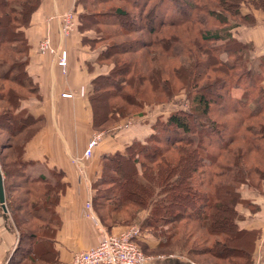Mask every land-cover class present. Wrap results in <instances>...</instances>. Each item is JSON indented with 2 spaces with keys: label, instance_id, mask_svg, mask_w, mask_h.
<instances>
[{
  "label": "trees",
  "instance_id": "16d2710c",
  "mask_svg": "<svg viewBox=\"0 0 264 264\" xmlns=\"http://www.w3.org/2000/svg\"><path fill=\"white\" fill-rule=\"evenodd\" d=\"M40 1L0 0L2 82L22 81L24 85L28 82L24 72L27 45L22 27L29 24L31 13ZM78 1L82 5L81 20L85 25L114 27L95 31V41L103 46V59L112 53H134L138 50L137 43L145 47V50H138L137 56L115 59L114 71L104 76L102 82L96 79L99 82L96 90L103 88L105 93L111 88L110 97L133 104L141 109L138 113L141 115L146 105H161L160 96L168 100L180 93L183 96L182 101H176L175 110L155 118L147 138L134 140L123 153L104 156L102 172L92 184L94 208L99 206L97 199L105 197L110 201L106 214L112 221L114 213L120 210L131 220H135L138 211L147 210L141 228L151 230L158 238L155 249L163 253L173 251L171 244L175 241L168 243L167 240L179 234L178 222L194 220L203 226L204 233L200 236L206 246L199 248L195 240L190 251L201 253L205 249L227 264H249L251 253L247 247L254 242L257 231L239 225L236 206L244 201L240 187L257 189L255 181L264 182V58H251L248 46L232 35L237 22L247 18L241 14V0H122L133 12L117 5L115 9L100 13L90 7L112 0ZM250 1L256 6L263 5L260 0ZM131 13L134 17L129 24L127 17ZM207 20L218 24L214 31L204 26ZM141 28L146 29L149 36L145 44L143 40L132 38L115 44L106 42L110 36L127 35ZM192 30L195 36L188 35ZM157 50L163 51L167 59L169 56L177 58L178 54L185 60L184 67L174 65L165 74L163 61L156 60ZM156 61L158 64L151 66ZM146 82L152 84L147 93L140 89ZM2 91L0 97L5 104L0 110V119L5 118L1 126L9 122V114L20 96L19 90L9 85ZM212 108L227 118L216 121L206 117ZM106 111L104 118L111 112L129 113L123 105L112 102ZM93 113L96 123L94 98ZM17 144L19 146L20 141ZM16 153L18 159L3 161L2 165L5 178L11 174L6 167H11L17 171L16 177L28 184L16 197L18 205L14 210L24 205L21 209L31 220L21 215L25 217L21 221L17 219L19 214H13L14 197L7 195L4 178L6 202L19 238L34 239L38 243L42 237H51L59 224L53 207L61 186L58 181L50 183L43 176L28 177L19 157V147ZM251 156L255 158L246 166L244 161ZM111 170L113 174L109 175ZM119 170H122L120 179L116 175ZM99 184L107 186L102 190ZM109 184L115 186L114 193L108 191ZM23 226L25 230H21Z\"/></svg>",
  "mask_w": 264,
  "mask_h": 264
},
{
  "label": "crops",
  "instance_id": "0c3cea01",
  "mask_svg": "<svg viewBox=\"0 0 264 264\" xmlns=\"http://www.w3.org/2000/svg\"><path fill=\"white\" fill-rule=\"evenodd\" d=\"M71 10L76 14L77 23L71 35L63 36L60 15ZM240 11L247 18L237 22L232 35L248 46L251 58H264V10L249 2L241 4ZM81 13L82 5L78 0H41L31 13L29 24L22 27L27 45L24 72L28 85L23 84L21 90L18 89L20 96L9 114V122L2 124V128L14 135L24 126L17 134L28 132L18 146L28 177L43 176L59 182L61 187L53 207L59 224L51 237H42L38 243L27 239L28 245H32L28 253L23 245L26 239L19 238L10 215L3 183L5 203L0 202V264H29L28 261L35 260L39 264H68L73 253L95 246L102 235L100 223L95 217L89 219L84 212L86 203L92 202L95 194L92 184L101 174L104 156L123 153L134 140L143 141L153 129L156 117L147 127L135 123L105 136L92 149L90 158L82 157L95 130L93 98L103 94V88H95L99 83L96 79L102 82L110 71L102 63L103 46L97 44L95 30L83 23ZM46 35L55 52L40 54L38 44ZM61 49L67 56L64 71L57 65ZM80 88H84L81 94ZM66 92L71 96L62 95ZM0 173L4 182L6 174L1 163ZM146 216L144 214L141 219ZM244 227L260 228L254 224ZM141 231L137 237L140 242L149 248L158 244V238L148 229ZM145 264L193 263L180 255L165 254L151 257Z\"/></svg>",
  "mask_w": 264,
  "mask_h": 264
},
{
  "label": "rangeland",
  "instance_id": "374dc122",
  "mask_svg": "<svg viewBox=\"0 0 264 264\" xmlns=\"http://www.w3.org/2000/svg\"><path fill=\"white\" fill-rule=\"evenodd\" d=\"M250 0H241V4H247L249 3ZM262 1L263 5L259 6L254 5L256 8H262L264 10V0H260ZM251 2V1H250ZM117 5H121L122 9L125 10H130L131 12H133L132 8L127 6L126 2L123 3L122 0H112V1H108V2H103L100 4H96V6L92 5L90 7L91 10L97 11V12H105V10H112L115 9V7ZM67 12V11H66ZM225 13V12H224ZM64 13H62L60 15V19L62 17ZM132 13L131 15L129 14V16L127 17L128 23L130 24L131 21L133 20ZM205 27H209L210 29H212V31H214L217 28V25H215V23H213L211 20L210 21H204L203 22ZM61 26V25H60ZM99 25H95V24H91V27L95 30L98 31L101 30V28H105L107 26L105 25H101L99 26V28H97ZM117 27V26H116ZM112 29L114 28L113 26H108L107 29ZM99 32V31H98ZM62 33V31H61ZM183 36L185 35V32L182 31L181 33ZM63 35V34H62ZM71 35V34H70ZM188 35H192L195 36V32L192 30L188 33ZM47 36V35H46ZM44 36V37H46ZM63 36H68V35H63ZM49 37V36H47ZM198 37V36H196ZM134 39L137 41H142L143 44L148 42V33L147 30L144 28H141L139 31H134V32H130V34H125V35H117V36H113V37H108L107 41L109 44L112 43H116V42H121L124 41V39ZM43 39V38H42ZM41 39V40H42ZM40 40V41H41ZM39 41V43H40ZM50 42V41H49ZM52 45V43H51ZM39 46V44H38ZM101 47V45H99ZM137 48L139 50V52L141 50H145L142 45H140L139 43H137ZM146 46V45H145ZM141 48V49H139ZM54 49V47H53ZM160 49V48H159ZM63 50V49H61ZM60 50V51H61ZM138 50H136L134 53H127L128 55H122V54H110V56H107L106 58L102 59V63L105 64L108 68L109 71L113 72V66H114V60L115 59H126V58H130L131 56L135 55L137 56L139 53ZM58 51V53L60 52ZM112 51V50H111ZM159 54L158 58L156 59L157 61H163V71L165 72V74H167V72L169 71L170 67L176 65L178 67H184V63L185 60L180 59V56L177 54L175 55L177 58H171L169 56V59H167L165 56L166 54L161 50H157ZM55 52V49H54ZM66 52V51H65ZM164 58H166L167 60H164ZM231 61L233 60V58L230 59ZM154 62L152 63L151 66L155 67L158 63ZM67 63V62H66ZM101 63V64H102ZM183 64V65H182ZM150 66V67H151ZM186 68V67H185ZM170 72V71H169ZM172 82L174 84L175 80L174 78H172ZM174 80V81H173ZM204 80V79H203ZM6 85L14 87L15 89H20L23 86L22 81L21 82H16L15 84H12V82L9 81H0V92H3L2 90L6 89ZM21 85V86H20ZM2 86V87H1ZM149 86H152L151 83H144L142 84V88L145 90V92L149 89ZM110 89H106L105 93L103 94H98L97 96L94 97V99H96L95 101V110H96V114L97 116H99L100 118H102L107 112L106 110L108 109V104L110 102L115 103V104H119V105H123L127 111L129 113H123L121 111H118V113L114 114L113 112H111L107 118H104L100 121L99 117L97 119V116L95 118V122L94 123V118H93V127H95L93 133L91 134L92 137H98L95 138L97 139L96 142H98L97 144L100 143L101 139H103L105 136H109V135H113L115 133H117L119 130L121 129H126L128 126H132L135 123H139L138 126H143V127H147V124L149 121L153 120L154 117H161V116H166L169 112L173 111L176 109V101H182V95L180 93V95H177L174 99L168 100L163 96H160V100L158 101H162L160 104L161 105H146V107L143 109V114H142V118L140 117L141 114H138L139 111H141V109L136 108L133 106V104H128L127 102H125L123 99L121 98H112L110 97L112 91H110ZM81 92H84V88H80V94ZM147 93V92H146ZM101 95V96H100ZM100 97H103L104 99L101 100ZM164 100V101H163ZM168 100V102H166ZM5 104V101L3 99V97H0V110L2 109V106ZM159 104V103H158ZM178 106V105H177ZM216 108V106H215ZM212 111L210 112V114H205L206 117H209L211 119H215L216 121L219 120H224L225 118H227L225 115L223 116L220 113H216L214 108L211 109ZM5 117H2L0 119V123L2 122V120ZM193 125L195 124V122H193ZM127 124V127H124V125ZM196 125V124H195ZM3 126V125H2ZM2 126L0 125V129L2 131H0V163L2 164V162H10V161H15L17 158V147H18V142L20 140L23 139L24 134H28V132H22L21 135L17 134L18 132L22 131V128L18 129L16 133L10 134L9 132H5L4 127L2 128ZM197 126V125H196ZM16 135V136H15ZM14 136V137H13ZM89 141V140H88ZM97 146V145H95ZM94 146V148H95ZM87 149V147L85 148V150ZM84 153V152H83ZM254 156L249 157L248 159H246L244 161V164H246V166H248L249 164H251V161L254 159ZM177 159V154L173 157V160L176 161ZM121 163H118V165ZM14 167V166H13ZM8 170V173H11L8 177L6 176L5 178V188L7 189V195H12L14 197V200L12 203V212L13 214L16 216L17 214V219L19 220L21 218V221L25 219L24 216H26V219L31 220L29 215H26L24 212V209L21 207H23L24 205H19L18 209L15 212V207L18 205L17 199L16 197L20 195L19 192H21V190L23 191L24 188L27 187V183L22 182L21 177H16L17 175V171L15 172L13 170V168L11 167H6ZM102 168V167H101ZM112 171V170H111ZM124 171V170H123ZM102 172V171H101ZM6 174V173H5ZM110 174H113V171ZM122 174V170H119L117 172V177L120 179ZM98 178H96L95 181H97ZM252 179L254 180V176L252 177ZM258 181V179H257ZM50 183H52V181L50 180ZM254 184H258V188L257 189H251L250 187H247L245 185H243L242 187H240V192L241 195L243 196V200L242 202L238 203L236 206V210L239 214V225L242 226H250L251 224H254L255 226H260V228H256L253 227V229H255L256 232V237L254 242L251 243V246L248 245V251L251 253V257L249 259V264H264V182H262L260 184V182H256ZM100 185V184H99ZM107 185H100V189H105ZM110 187V188H109ZM109 188L108 191L114 193L115 191V186L114 185H110L109 184ZM117 190V189H116ZM246 197L248 200L245 201ZM181 199H183V197H180ZM98 201V208L95 209L92 202H91V210L88 213V218L91 219L95 217V219H97V221L100 223V225H98V227L102 230V234H121L123 232H131L133 230H135L136 228L139 229V235H141L142 231L144 230L141 228L142 226V219L141 217L147 213V210H140L138 211L135 220H131L128 218L127 214L124 213L123 210H120V212L118 213H114V218L115 220H111L109 218V214L107 212V205L110 202L109 200L105 199V197H99L97 199ZM21 215H24L21 217ZM102 216V219H101ZM122 218V219H120ZM258 224V225H257ZM27 226V223L25 225V227ZM203 226H200L199 224H197L196 221L194 220H190V219H183L181 221L178 222L177 224V230L179 232V234L177 236H175V238L173 239L172 237H170L167 242L171 243L175 241L173 245V251H165L164 253L162 252L161 249H155V246H151L149 248V246L147 244H144L143 242H140L137 238L134 239V243L135 245H137V249L140 253V255H142L143 257H145V260L143 262V264L146 263V261H148L151 257L154 256H158V257H162L166 255H177V256H183L186 259L190 260L193 264H196L194 261H196L198 264H227V261L223 260L217 256H215V254H210L209 252H205L203 249V251L201 253H196L195 251L192 252L190 251L191 247L193 246L195 240L198 246L199 244V248H205L204 246H206V244L204 243V241L202 240V236H200V234L203 232L204 233V229L202 228ZM21 230H25L23 229V227H20ZM116 228H118L116 230ZM113 229V230H112ZM148 229V228H147ZM20 231V230H19ZM149 232H151L150 229H148ZM176 235V234H175ZM182 240H180L181 238ZM138 237V236H137ZM241 240H243L244 242L246 241L244 238H240ZM240 240V241H241ZM23 246L24 248H26L25 250L30 253L31 251L29 249H32V245H28L27 243V239L23 242ZM202 245V246H201ZM198 248V249H199ZM26 252V253H27ZM227 254H231L230 252H228ZM37 261H32L28 263L29 264H39Z\"/></svg>",
  "mask_w": 264,
  "mask_h": 264
},
{
  "label": "built area",
  "instance_id": "2783aa9c",
  "mask_svg": "<svg viewBox=\"0 0 264 264\" xmlns=\"http://www.w3.org/2000/svg\"><path fill=\"white\" fill-rule=\"evenodd\" d=\"M76 1V0H74ZM61 31L63 35H70L77 23L76 14L71 10L64 12L61 17ZM49 37H43L38 46V52L54 53L53 46L49 42ZM67 56L65 50L58 53L57 65L61 67L62 71L66 66ZM83 93V92H81ZM65 97H70L71 94L62 93ZM127 127V124L124 125ZM128 128V127H127ZM98 137H90L87 149L84 151L82 157L84 159L90 158L92 149L97 145ZM85 214L88 216L91 210V202L86 203ZM93 217V216H92ZM91 217V218H92ZM139 235V229L136 228L131 232H123L121 234H102L97 240V244L90 249L78 250L71 256V261L68 264H143L145 257L140 255L137 245L133 242Z\"/></svg>",
  "mask_w": 264,
  "mask_h": 264
},
{
  "label": "water",
  "instance_id": "95a60500",
  "mask_svg": "<svg viewBox=\"0 0 264 264\" xmlns=\"http://www.w3.org/2000/svg\"><path fill=\"white\" fill-rule=\"evenodd\" d=\"M0 202L3 204L4 202V188H3V180H2V174L0 173Z\"/></svg>",
  "mask_w": 264,
  "mask_h": 264
}]
</instances>
